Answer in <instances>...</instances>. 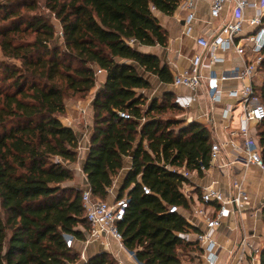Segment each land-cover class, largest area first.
I'll return each mask as SVG.
<instances>
[{"label":"trees","instance_id":"trees-1","mask_svg":"<svg viewBox=\"0 0 264 264\" xmlns=\"http://www.w3.org/2000/svg\"><path fill=\"white\" fill-rule=\"evenodd\" d=\"M180 1L0 0V264L81 263L66 236L87 238L83 188L64 184L75 178L70 164L80 142L61 117L68 96L87 98L97 69L106 79L93 99L82 167L93 196L108 199L131 156L118 190L129 199L118 223L124 246L140 264H181L184 253L199 250L177 236L189 224L168 207H190L188 179L172 168L202 175L201 164L210 167L211 132L174 117L181 109L173 92L150 100L139 92L152 88L146 73L173 83L169 66L140 46L167 45L157 13L173 15ZM254 86L264 105V51ZM258 124L264 158V119ZM259 256L264 264V241ZM84 264L119 263L101 251Z\"/></svg>","mask_w":264,"mask_h":264},{"label":"built area","instance_id":"built-area-1","mask_svg":"<svg viewBox=\"0 0 264 264\" xmlns=\"http://www.w3.org/2000/svg\"><path fill=\"white\" fill-rule=\"evenodd\" d=\"M201 0H181L178 9L186 12L183 18V30L188 35H193L192 22L196 18L197 5ZM230 8V9H229ZM228 11V12H227ZM209 23L216 24L212 35L198 34L195 42L200 51L191 59L189 68L173 75V85L186 87L190 93L176 94L174 102L181 111L174 114L177 119L184 120V123H191L186 119L196 100L195 92L206 85V94L212 104L219 103L225 92L224 84L236 81L238 85L230 87L227 92L236 99V103L241 105V116L239 118L238 129L233 133L231 139L226 142L233 148L234 161L243 164H254L264 170V158L262 148L249 133V124L254 121L259 123L264 119V105L262 104L256 90L255 79L259 73V67L263 59L264 51V0H209L208 9ZM219 50H232L242 59V65L227 64L225 58L219 54ZM208 63L209 71L207 75L202 72V67ZM220 64L219 70L212 69L211 66ZM97 74L102 70L97 69ZM232 110V106L224 110L227 115ZM120 116L129 118L127 112L120 111ZM230 115V114H229ZM241 138L240 143H236L234 138ZM224 143L213 141L210 153V165L215 163L222 155ZM167 168H172L166 166ZM189 179L190 172L184 167L172 168ZM200 169L207 171L203 164ZM184 194L189 197L184 188ZM145 194H151V189L142 184ZM233 193L226 195L215 187H205L199 195L200 205L193 209V213L201 218L204 226L200 227L199 222L187 218L183 210L177 205H170L168 211L171 213H181L187 220L188 226L185 230L177 232L183 242L192 243L199 248L197 255L203 258L208 264H215L217 259V240L215 233L222 224L223 218L233 214L235 209L239 212L244 204L246 191L238 183L233 186ZM82 203L85 209V216L89 223V231L84 242L99 239L109 235L116 240L119 246L134 260L140 264L134 255L123 243L122 234L118 228V223L124 218L129 204L127 196L121 198L116 195L113 202L102 200L93 196L89 184L83 187ZM68 246H73L75 239L72 235L66 236ZM241 245L250 250L246 255L251 264L259 257L260 247H256L248 239H242ZM80 258L87 260L85 251L80 252Z\"/></svg>","mask_w":264,"mask_h":264},{"label":"crops","instance_id":"crops-1","mask_svg":"<svg viewBox=\"0 0 264 264\" xmlns=\"http://www.w3.org/2000/svg\"><path fill=\"white\" fill-rule=\"evenodd\" d=\"M209 0H201L197 5L196 18L192 22L193 35L184 33L183 18L186 12L181 9H176L173 15H166L158 12L157 16L160 23L168 31V43L166 46H140V50L157 55L161 61L169 66L173 75L177 72H182L189 68L191 59L199 53L200 48L195 42V36L198 34L212 35L215 31V25L209 23L208 16ZM230 9V8H229ZM228 12V11H227ZM227 64L242 65V59L232 50H219ZM212 69L219 70L221 65L215 64ZM209 64L206 63L202 67V72L207 75ZM146 77L150 80L152 88L150 90H140L149 100L154 97H161L164 92L171 91L176 94L190 93L186 87L175 86L173 83L164 84L159 81L155 75L146 73ZM106 76L104 73L99 74L98 87H94V96L100 90L105 82ZM238 85L236 81H231L224 84L225 92L222 100L219 103L212 104L206 94V85L202 84L195 92L196 100L191 108L186 119L191 122H199L207 126L211 132L213 141L224 143L221 157L207 171L199 175L196 171L190 172L187 186L184 191L191 199L190 207L183 210L185 217L199 222L200 227L204 226L201 218L193 213V209L200 205L199 195L201 191L207 187H215L225 193L232 194L233 186L238 183L246 191L244 204L241 208L244 212H239L235 209L233 214L223 218L221 226L215 233L217 240V259L215 264H251L246 255L250 254L247 247L241 245L242 239L246 238L256 247H260L264 241V170L254 164H243L239 161H234L233 148L228 142L233 133L238 129L239 118L241 116V105L236 103V99L230 96L227 89ZM94 96L88 95L86 99H77L68 105L66 103V113L61 117L65 125L72 127L79 136V159L76 163L70 164L77 176L78 184H73L74 179L67 181L65 185H75L83 188L88 184L86 175L83 172V164L85 156L88 152V145L93 130V99ZM232 106V110L227 115H224V110ZM230 114V115H229ZM189 124V122L185 123ZM257 122H250L249 133L257 140L258 137ZM236 143L241 142V138H234ZM260 145V143H259ZM131 167V156L125 158V166L115 178L113 187L110 189L108 199L113 196V202L118 190L121 186V181L124 179L127 171ZM81 184V185H79ZM75 248L77 251H85L87 258L101 251L111 253L119 264H136L134 260L122 249L118 242L111 236L105 235L99 239L90 240L87 244L84 241L75 240ZM199 250H191L181 256V264H208L203 258L197 255ZM85 261L81 260L80 264ZM254 264H260V256L255 260Z\"/></svg>","mask_w":264,"mask_h":264},{"label":"rangeland","instance_id":"rangeland-1","mask_svg":"<svg viewBox=\"0 0 264 264\" xmlns=\"http://www.w3.org/2000/svg\"><path fill=\"white\" fill-rule=\"evenodd\" d=\"M54 23H55V25H56V28H57V30H59L60 29V27H59V23H58V21L57 20H54ZM0 59H4V57H3V55H2V53H1V51H0ZM98 84H99V79H98V81H97V84H96V87H98ZM94 91H91L90 93H89V95L92 97V96H94ZM74 100H77L76 99V97H74V96H68L67 98H66V103H68V105L70 104V102H72V101H74ZM74 183L73 184H78V183H76L77 181V176H75V178H74ZM123 181V180H122ZM122 181H121V183H122ZM79 185H81V184H79ZM113 200V196H111V198L110 199H107V201H112ZM182 256H184V254L182 255Z\"/></svg>","mask_w":264,"mask_h":264}]
</instances>
